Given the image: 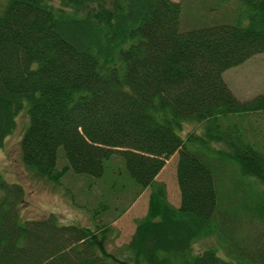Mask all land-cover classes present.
Returning a JSON list of instances; mask_svg holds the SVG:
<instances>
[{
  "label": "trees",
  "instance_id": "trees-1",
  "mask_svg": "<svg viewBox=\"0 0 264 264\" xmlns=\"http://www.w3.org/2000/svg\"><path fill=\"white\" fill-rule=\"evenodd\" d=\"M238 1L233 22L182 29L178 0H1L0 146L24 110L34 178H100L119 157L149 195L111 248L109 223L21 219V185L0 178V264H264V151L226 121L264 111V92L240 100L222 77L264 52V0ZM174 153L178 206L155 179Z\"/></svg>",
  "mask_w": 264,
  "mask_h": 264
},
{
  "label": "rangeland",
  "instance_id": "rangeland-1",
  "mask_svg": "<svg viewBox=\"0 0 264 264\" xmlns=\"http://www.w3.org/2000/svg\"><path fill=\"white\" fill-rule=\"evenodd\" d=\"M58 4L60 0H52ZM181 4L180 26L182 29L211 23L233 22L238 0H178ZM1 4V0H0ZM222 77L232 93L240 100L264 92V52L255 54L237 66L222 72ZM231 117V118H230ZM226 121L239 123L245 140L264 151V111L243 115H231ZM27 124V117L20 111L14 130L5 137L0 146V178L7 184L17 183L23 189V202L18 203L21 219H37L55 213L60 223L94 227L95 222L109 223L117 231L111 248L127 243L135 230V222L147 210L149 188L135 186L124 163L119 157L109 161V172L100 178L86 177L68 171L59 181L52 183L43 178H34L26 170L20 155V139ZM195 123H184L181 131H199ZM220 146L219 144H216ZM59 153L61 149L59 148ZM177 153L165 160L156 175L163 182L167 200L179 205V189L175 177ZM224 163V164H223ZM226 173L235 172L233 163L224 160ZM66 164L59 154L57 168ZM114 181V182H113ZM225 185L228 184L224 177ZM106 209H102L101 207ZM96 212V213H95ZM211 239H202L193 244L194 251L202 250Z\"/></svg>",
  "mask_w": 264,
  "mask_h": 264
}]
</instances>
